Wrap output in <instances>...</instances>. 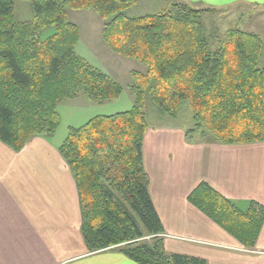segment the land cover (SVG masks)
Here are the masks:
<instances>
[{
    "label": "trees",
    "instance_id": "trees-1",
    "mask_svg": "<svg viewBox=\"0 0 264 264\" xmlns=\"http://www.w3.org/2000/svg\"><path fill=\"white\" fill-rule=\"evenodd\" d=\"M28 1L33 17L21 21L13 0H0V141L18 152L33 137L57 132L61 102L84 96L102 104L119 98L122 86L75 51L80 32L67 10L94 11L110 51L145 70L130 72V109L68 127L58 146L77 186L87 249H116L139 264H207L164 250L142 161L148 126L143 108L148 98L176 118L186 101L194 121L187 136L202 130L203 140L226 145L264 141L260 36L228 29L211 49L201 17L215 10L184 1L137 16L126 14L137 0ZM48 27L53 32L43 37ZM187 200L243 246L255 245L262 205L249 201L242 209L204 181Z\"/></svg>",
    "mask_w": 264,
    "mask_h": 264
},
{
    "label": "crops",
    "instance_id": "crops-1",
    "mask_svg": "<svg viewBox=\"0 0 264 264\" xmlns=\"http://www.w3.org/2000/svg\"><path fill=\"white\" fill-rule=\"evenodd\" d=\"M182 1L209 8L264 5V0ZM104 53L127 65L126 58ZM71 126L80 125L70 123L67 130ZM55 135L33 137L18 152L0 141V264H139L116 249H87L75 179L58 150L66 135ZM142 161L167 253L207 264H264V221L248 248L187 200L204 181L242 209L249 201L264 207V141L194 142L187 141L181 126L148 125Z\"/></svg>",
    "mask_w": 264,
    "mask_h": 264
},
{
    "label": "rangeland",
    "instance_id": "rangeland-1",
    "mask_svg": "<svg viewBox=\"0 0 264 264\" xmlns=\"http://www.w3.org/2000/svg\"><path fill=\"white\" fill-rule=\"evenodd\" d=\"M175 1L182 2V0H137L135 5L126 11V14L128 16H137L158 13L168 9ZM13 2L15 16L18 20L28 21L32 19L33 12L28 0H13ZM191 6L196 8L203 7ZM213 9L215 10L213 13H205L201 17L204 35L209 41L211 49H215L218 46V38L228 29L239 28L256 33L262 40L259 65L264 66V5L237 4L235 6ZM67 14L68 19L77 25L80 32L79 40L75 46L76 53L93 66L110 73L112 77L114 76L119 81L123 91L119 98L105 101L102 104L88 101L84 96L61 102L57 106L61 123L55 133V136L60 137H64L67 134V126L70 123H75L78 126L97 115H109L130 109L133 104V95L127 89V86L131 83V75L128 74L127 69L142 72L145 70V66L137 61L126 59L127 65L115 64L105 56L104 51L111 56H114L112 55L114 53L110 51L102 39L101 29L103 21L94 11L68 9ZM52 32V27L46 28L43 32V37L50 35ZM112 70H116L115 73ZM129 81L130 83H128ZM143 110L148 125H178L185 128V133L187 130L194 128L192 111L186 101L181 103L176 118H171L162 113L148 98L145 101ZM73 115H75L74 118L72 117ZM201 131L196 130L188 136L185 134L187 141H205L200 136Z\"/></svg>",
    "mask_w": 264,
    "mask_h": 264
}]
</instances>
